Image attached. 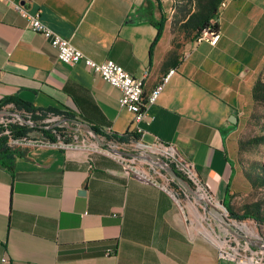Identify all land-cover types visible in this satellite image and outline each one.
Listing matches in <instances>:
<instances>
[{
	"label": "crops",
	"instance_id": "1",
	"mask_svg": "<svg viewBox=\"0 0 264 264\" xmlns=\"http://www.w3.org/2000/svg\"><path fill=\"white\" fill-rule=\"evenodd\" d=\"M14 5L94 62L140 79L145 97L175 70L148 108L142 141L172 144L194 164V195L161 176L153 185L123 173L110 154L139 136L118 106L120 91L82 65L61 64ZM213 22L215 45L184 32L174 0H0V102L74 119L107 140L105 153L25 147L10 169L0 166V253L10 264H236L219 257L222 235L235 236L212 212L231 195L229 119L238 122L264 60V0H228ZM129 134L125 144L107 139Z\"/></svg>",
	"mask_w": 264,
	"mask_h": 264
},
{
	"label": "built area",
	"instance_id": "2",
	"mask_svg": "<svg viewBox=\"0 0 264 264\" xmlns=\"http://www.w3.org/2000/svg\"><path fill=\"white\" fill-rule=\"evenodd\" d=\"M225 4L222 5V9ZM14 9L25 15L28 27L35 33L48 40L50 45L56 50L57 59L61 64L67 66L82 65L85 69L92 72L101 78L111 87L120 91V98L118 106L132 115L133 133L139 136L129 144L123 145V149L117 151L127 154H135L138 156L152 155L163 160L168 164L179 176L186 180L194 188L200 189V178L193 163L185 160L176 147L172 144H166L157 138H154L150 143H144L142 138L147 134L142 125H148L152 121V117L148 114V108L154 105L160 97L165 85L169 82L175 70H169L162 76L158 84L153 88L147 97L143 94V82L140 79L134 78L132 75L124 71L119 65L113 61H107L98 64L88 58L83 52L75 48L70 39L61 37L54 33L46 26H44L39 16L28 15L19 5H14ZM219 36L217 33L211 32L209 29L203 31L202 35L196 42H208L215 45ZM58 118L49 116L43 121L44 124L56 123ZM20 122V120L4 116L0 118V124L6 125L8 123ZM63 129V127H60ZM62 136L58 137L56 143H50L46 139H39L30 135V138L21 140H10L12 148L25 147H50L59 146L64 150L88 149L92 152H103V148L99 147L93 140L85 136H78L66 132L63 129ZM7 134V132H6ZM67 138H70L69 140ZM15 148V149H16ZM116 151V150H115ZM110 156L121 166L123 173L127 176L143 180L144 182L156 185L159 176L170 180L166 175L162 174L160 170L154 168L150 164L141 163L135 157L122 156L117 153L110 154ZM232 222V221H231ZM219 257L223 259H232L236 264H264V251L254 249L246 242L240 241L235 237H224L219 241ZM0 264H10V258L3 248L0 253Z\"/></svg>",
	"mask_w": 264,
	"mask_h": 264
},
{
	"label": "rangeland",
	"instance_id": "3",
	"mask_svg": "<svg viewBox=\"0 0 264 264\" xmlns=\"http://www.w3.org/2000/svg\"><path fill=\"white\" fill-rule=\"evenodd\" d=\"M256 83L261 85L257 98L253 99L250 94L246 106L241 110L237 126L226 142V154L236 169L231 183V195L229 198L226 197L224 202V206L233 214H249L256 221L233 220L222 204H219L218 208L227 215L235 227L238 226L244 232H251L249 238L264 243V60L259 67ZM52 124L54 123L42 122L40 125ZM191 188L195 190L193 186ZM212 215L224 231L239 238L214 213ZM240 241L245 242L241 239Z\"/></svg>",
	"mask_w": 264,
	"mask_h": 264
},
{
	"label": "trees",
	"instance_id": "4",
	"mask_svg": "<svg viewBox=\"0 0 264 264\" xmlns=\"http://www.w3.org/2000/svg\"><path fill=\"white\" fill-rule=\"evenodd\" d=\"M228 0H174V6L179 16L181 22V28L184 32H189L192 34V39L197 40L203 33L204 30L209 29L211 32H217V25L215 22L219 12L222 10V5L226 4ZM165 18L161 16L159 23H152L157 30L156 38L152 45H154L157 40L160 38ZM261 90V85L256 83L251 95L252 98H257ZM8 104L14 106V111L19 112L27 121L33 122L37 125H40L45 119L49 116H56L57 114H52L49 112L39 111L34 109L30 105H26L20 101L14 99H6L0 102V110L3 109ZM46 127L47 125H42ZM237 124L235 125V127ZM95 133L99 136H103L101 132L93 129ZM7 132V134H6ZM63 129L56 128L54 130H40L37 128H32L27 125H23L21 122L8 123L6 125L0 124V166L10 169L14 160L19 156V149L12 148L10 146V140H21L25 138H30L31 134L38 133L43 139H46L50 143H56L58 137L62 136ZM132 136L131 134L122 136V137H107L108 140H113L117 143H127L128 137ZM229 191V189L227 190ZM226 197L229 196L226 193ZM224 206V204H222ZM227 209L231 219L236 221H246L252 220L256 221L249 214L235 215L233 214L228 207L224 206ZM264 221V220H263Z\"/></svg>",
	"mask_w": 264,
	"mask_h": 264
},
{
	"label": "water",
	"instance_id": "5",
	"mask_svg": "<svg viewBox=\"0 0 264 264\" xmlns=\"http://www.w3.org/2000/svg\"><path fill=\"white\" fill-rule=\"evenodd\" d=\"M4 116H8V117H12L15 119L20 120V122L23 125H27L30 126L32 128H37L40 130H44V129H48V130H54L56 128H60L62 126L73 129L75 132H83L86 135L89 136V138L91 140H93L99 147L101 148H106V138H102L99 135H97L95 133V131L91 128V126L87 125V124H82L74 119H70V118H62L59 122H56L52 125L49 126H42V125H37L33 122H29L27 121L21 114H18L15 111H9V110H0V118L4 117ZM229 122L232 125H236L237 124V118L235 116H231L229 119ZM70 123L77 125L75 128L70 127ZM37 136L39 139H43L38 133H35L33 137ZM113 153H117L119 155L122 156H129V157H135L139 160H143L145 162H147L148 164H150L151 166H153L154 168L158 169L161 171L162 174L166 175L171 181H173L176 185H178L180 188H183L185 191H187L189 194L194 195V190L191 188L190 184L184 180L181 176H179L168 164H166L163 160L157 158L156 156H152V155H142V156H138L135 154H127L124 152H120V151H114ZM205 200H206V204L208 206V208H213L216 209L213 205V203L210 201L209 196L207 194H205ZM223 206V205H222ZM224 207V206H223ZM228 219V218H227ZM226 221H230L229 219ZM238 239H241L243 241L246 242L245 238L243 237H239ZM249 246L253 247V248H257L260 249L262 251H264V243L259 240V241H249L246 242Z\"/></svg>",
	"mask_w": 264,
	"mask_h": 264
},
{
	"label": "bare ground",
	"instance_id": "6",
	"mask_svg": "<svg viewBox=\"0 0 264 264\" xmlns=\"http://www.w3.org/2000/svg\"><path fill=\"white\" fill-rule=\"evenodd\" d=\"M216 208L218 210L217 211L218 213H216V212H212V213H214L222 221V223L227 226L228 229L232 230L235 233V235H237L239 237L245 238L246 242H249V241H259V240H253V239H251V237L250 238L248 237V236H251L252 235L251 232H249V231L244 232L238 226H236L237 227L236 228L231 221H226L227 215L224 214V213H222L219 210V208H218L217 205H216ZM237 230H240V231H237Z\"/></svg>",
	"mask_w": 264,
	"mask_h": 264
}]
</instances>
